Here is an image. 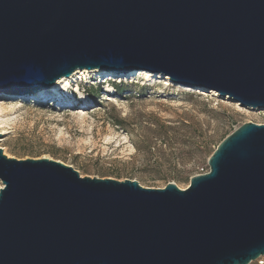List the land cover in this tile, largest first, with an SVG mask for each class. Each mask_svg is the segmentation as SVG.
<instances>
[{
	"label": "water",
	"instance_id": "water-1",
	"mask_svg": "<svg viewBox=\"0 0 264 264\" xmlns=\"http://www.w3.org/2000/svg\"><path fill=\"white\" fill-rule=\"evenodd\" d=\"M82 72L264 108V0H0V99L42 104ZM208 166L153 188L0 147V264H250L264 256V123L236 128Z\"/></svg>",
	"mask_w": 264,
	"mask_h": 264
},
{
	"label": "rangeland",
	"instance_id": "rangeland-1",
	"mask_svg": "<svg viewBox=\"0 0 264 264\" xmlns=\"http://www.w3.org/2000/svg\"><path fill=\"white\" fill-rule=\"evenodd\" d=\"M66 90L69 97H56L61 103L0 99V127L6 131L0 147L10 157L53 158L82 176L186 188L223 138L246 122L264 123V108L213 90L182 89L160 76L116 82L90 74ZM250 264H264V256Z\"/></svg>",
	"mask_w": 264,
	"mask_h": 264
},
{
	"label": "bare ground",
	"instance_id": "bare-ground-1",
	"mask_svg": "<svg viewBox=\"0 0 264 264\" xmlns=\"http://www.w3.org/2000/svg\"><path fill=\"white\" fill-rule=\"evenodd\" d=\"M94 76H96V75H94ZM144 76L145 77H148V75H145L144 74ZM88 77V74H87V72H82V73H75L74 74V76L71 78V80L69 81V80H66V79H63L62 81H60V82H58L56 85H55V87L53 88V92H52V94H54V95H52L51 96V98H56L58 95H62V94H64V91H63V93H61V90L63 89V88H65V90H66V88H69V86H71V83L72 82H75L76 80H78V79H86ZM98 77V76H97ZM101 79L102 81H103V78H101V77H98V79ZM106 80V79H105ZM165 81L168 83L169 82V79L168 78H165ZM67 91V90H66ZM72 91V90H71ZM69 92V91H68ZM82 94V93H81ZM65 95H67V97H69V94H64V96ZM66 96H65V99L67 98ZM55 100V99H54ZM57 100V99H56ZM69 101H71L70 99H69ZM72 102V101H71ZM75 102V101H74ZM86 102H88V100H86ZM84 109V108H83ZM4 110V107H3V105H0V113L2 112ZM6 131H4V130H2V127H0V133L3 135L4 133H5ZM2 140V139H1Z\"/></svg>",
	"mask_w": 264,
	"mask_h": 264
},
{
	"label": "trees",
	"instance_id": "trees-1",
	"mask_svg": "<svg viewBox=\"0 0 264 264\" xmlns=\"http://www.w3.org/2000/svg\"><path fill=\"white\" fill-rule=\"evenodd\" d=\"M118 89L120 90L119 93H122V94L124 93V89H120V88H118ZM99 91H100V90H96L95 93H92V96H93V97H98V96H99ZM223 139H224V138H223ZM217 146H218V144H217ZM213 152H214V150H213ZM213 152H212V153H213Z\"/></svg>",
	"mask_w": 264,
	"mask_h": 264
},
{
	"label": "built area",
	"instance_id": "built-area-1",
	"mask_svg": "<svg viewBox=\"0 0 264 264\" xmlns=\"http://www.w3.org/2000/svg\"><path fill=\"white\" fill-rule=\"evenodd\" d=\"M209 170V166H207V168L206 169H203V170H201V172L200 173H205V172H207ZM199 174V173H198Z\"/></svg>",
	"mask_w": 264,
	"mask_h": 264
}]
</instances>
